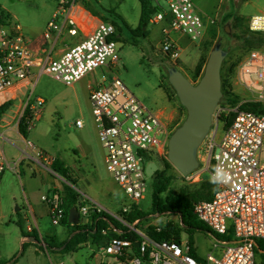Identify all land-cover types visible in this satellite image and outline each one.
Masks as SVG:
<instances>
[{
	"label": "built area",
	"instance_id": "obj_1",
	"mask_svg": "<svg viewBox=\"0 0 264 264\" xmlns=\"http://www.w3.org/2000/svg\"><path fill=\"white\" fill-rule=\"evenodd\" d=\"M156 1L163 12L157 11L152 21L168 18L171 30L193 41L201 40L207 24L216 22L215 18L205 22L192 0H165L167 9ZM248 27L264 32V13L252 15ZM162 32L163 51L171 63L178 65L181 47L169 30L163 28ZM64 35L74 41L67 43ZM118 35L114 22L93 13L81 0H62L45 30L35 38L26 34L18 22L0 20V97L4 98L0 104L13 100L0 118V127L14 125L19 129L26 115L29 130L40 118L38 106L44 100L36 97L35 104L31 102L35 75L50 74L70 85L104 68L109 76H103L89 99L107 168L130 203L124 204L119 213H112L79 192L81 225H91L93 214L106 212L125 227L124 230L111 223L101 227L99 240L107 238L103 245L89 235L84 243L91 241L94 245L98 264H257L255 241L264 239V113L240 107L248 102L264 103V48L248 50L238 62L233 84L242 89L234 90L239 99L216 107L214 114L224 115L222 132L220 125L210 130L198 148L199 168L186 176L198 181L209 172L215 182L212 198L200 199L193 209L211 229L209 234L214 239L212 252L200 260L192 254L195 248L189 238L184 241L163 237V225H144V218L128 219V213L145 197L147 178L158 169L157 166L153 173H147L148 165L154 162L150 157L154 151L167 157L170 136L183 118L176 121L163 109H150L114 72L120 62ZM17 99L22 101L18 105ZM12 105L16 108L12 109ZM76 124L81 127L83 121L77 120ZM0 137L14 143L10 135ZM26 143L35 147L30 140ZM24 154L43 160L54 176L67 181L52 168L55 155L37 147L34 155L26 151ZM8 167L9 159L0 143V181ZM43 200L48 204L51 222L60 224L65 211L61 189L53 188ZM170 222L172 218L166 221ZM32 229L28 226V231Z\"/></svg>",
	"mask_w": 264,
	"mask_h": 264
},
{
	"label": "rangeland",
	"instance_id": "obj_2",
	"mask_svg": "<svg viewBox=\"0 0 264 264\" xmlns=\"http://www.w3.org/2000/svg\"><path fill=\"white\" fill-rule=\"evenodd\" d=\"M81 1L104 20L116 22L120 34L117 38L120 46V62L114 72L150 109H163L166 115H172L176 121L185 118L186 110L183 109L176 91L168 81V72L164 63L171 60L162 48V29L169 30L171 37L181 47L178 63L182 62L183 73L190 76L191 70L198 61L207 59L210 50L218 41L228 50L225 58L228 61L227 65L243 57L248 51L237 34L246 27L252 15L264 13V0H192L205 22L209 18L216 19L214 24L207 26L201 40L193 41L186 34L171 30L170 23L165 20L153 22L155 14H152L147 27H144L147 33H139L137 27L141 16L140 0ZM150 1L153 6H158L156 0ZM61 2L62 0H0V20L18 22L26 34L35 38L45 30L47 22ZM159 3L163 8H168L165 0H159ZM159 11L163 12V9L160 8ZM235 16L242 19L240 27L235 26ZM212 30H215V38L212 36ZM63 38L69 44L74 41V38L68 35H64ZM103 76H109V73L104 68H97L69 85L50 74L35 75L31 102L35 104L36 97H41L44 102L38 106L41 116L28 130L27 138L70 166L76 182L72 184L64 181L65 183L70 184L76 191L88 195L107 211L119 213L122 206L129 204L130 201L107 168L105 150L98 137L89 99L91 90L97 88V84L103 81ZM233 78L234 74L231 79L232 84ZM198 80L199 78L193 79V82ZM233 88L236 92L242 91L234 84ZM3 99L0 97V101ZM15 102L18 105L22 101L17 99ZM224 104L219 102L218 105L223 107ZM14 108L16 106L12 105V109ZM7 113H12V110ZM223 118V114L220 116L214 114L211 129L220 125L221 133ZM77 120L83 121L81 127L77 126ZM13 137L17 138L15 135ZM18 145L20 148L7 145V155H20L25 145L21 141H18ZM150 158L159 169L164 167L165 159H168L158 151H154ZM22 169L23 172L18 174L10 169L6 170L0 185V264H58L61 261L65 264H98V257L93 254L94 245L91 241L82 244L76 251L45 248L44 238L49 240L50 236L56 235L64 239L68 232L63 225L51 222L50 217L46 215V206L41 201L36 206L38 223L31 219L23 184L26 190L40 187L46 191L48 185H60L64 182L57 177L52 182V178L47 176L41 184L40 177L33 178L25 166H22ZM169 172L173 175L169 190H195L200 185L201 180L192 181L175 167L170 168ZM24 174L26 179H23ZM209 175L210 173L207 172L203 179ZM154 178L155 172L147 178L145 197L136 205L147 214L150 213L143 219L142 224L164 226L169 218H172L173 224H176L179 220L176 214L151 213ZM27 224L37 229L39 237L38 241H27L22 247V230L25 234H29L26 232ZM192 236L194 248L200 256L206 257L212 252L214 239L208 232L197 230ZM181 238L186 241L189 234L183 231ZM263 258L258 254L257 264H263Z\"/></svg>",
	"mask_w": 264,
	"mask_h": 264
},
{
	"label": "trees",
	"instance_id": "obj_3",
	"mask_svg": "<svg viewBox=\"0 0 264 264\" xmlns=\"http://www.w3.org/2000/svg\"><path fill=\"white\" fill-rule=\"evenodd\" d=\"M141 1V16L137 30L141 34L147 33V29L144 30V27H147V24L150 22L152 14H155L159 11V6H153L150 0H140ZM235 26H241V18L235 16ZM227 20V18H226ZM114 22V21H113ZM116 25V22H114ZM118 28V27H117ZM215 30H212V36L215 38ZM238 39L242 42L244 48L248 51L252 48H264V32L252 31L249 29L248 24L237 34ZM242 59L239 58L235 61H232L230 65H227V60L223 61L221 67V77H222V91L223 96L220 100V103H236L239 99V95L234 91L232 84V76L235 73L236 66L238 62ZM207 59H201L196 64L192 78L197 80L203 74ZM166 68L168 66H174L170 61H165ZM13 100H8L0 104V118L2 114L11 106ZM182 105V104H181ZM183 109L186 108L182 105ZM243 110H251L254 112L264 113V103L258 102H248L244 103L240 107ZM26 115L22 116L19 122V131L20 133L27 138L28 129L26 125ZM174 166L170 163L168 159H165V165L161 169L155 171V178L153 181V202H152V214H163L171 213L178 215L179 219L182 221V224L176 223H166L163 226L162 235L163 237H171L176 240H180L181 233L186 231L189 234V241L193 244L192 234L197 231H206L211 232V229L199 219L193 212L194 205L200 199H210L212 198L215 190V182L209 176L201 180L200 185L195 190L181 189L179 191L169 190L170 183L172 182V174L169 172L170 168ZM52 168L61 176L65 177L68 182L74 184L76 179L73 177L71 168L60 158H56L52 164ZM61 192L64 198V217L62 218L61 225L66 227H72L68 231V235L64 239H59L57 236H50L51 241L44 238L45 248L47 250L53 249L56 250L57 247H62L60 251H76L81 245L88 240L89 235L93 236L96 240L98 238V232L101 227L107 226L108 224H114L117 227H122L125 230V227L122 226L112 215L106 212L100 214H93V222L91 225L85 224H71L69 222V211L72 207L78 205L80 201V194L76 191L70 184L63 183ZM150 214V213H148ZM146 212L134 206L133 209L128 213V219L134 220L136 218H145L148 215ZM98 218V219H97ZM97 219V221H96ZM97 228V231L94 233V228ZM22 235L32 236L35 240L38 241V235L36 233L25 234L22 230ZM26 243L22 244V247ZM43 248L42 245H40ZM255 249L257 254L264 256V239H256ZM192 254L195 255L198 259L202 260V257L196 252L192 251Z\"/></svg>",
	"mask_w": 264,
	"mask_h": 264
},
{
	"label": "water",
	"instance_id": "obj_4",
	"mask_svg": "<svg viewBox=\"0 0 264 264\" xmlns=\"http://www.w3.org/2000/svg\"><path fill=\"white\" fill-rule=\"evenodd\" d=\"M227 54L228 50L218 41L210 50L203 74L197 82H192L177 66L167 67L168 81L186 108L185 118L170 136L167 158L185 177L199 168L198 148L212 128L214 111L223 96L221 67ZM156 169L157 164L151 162L147 173L151 174ZM81 220L79 205H76L69 211V222L79 224ZM30 238L35 240L32 236ZM106 241L107 238H103L99 243L103 245Z\"/></svg>",
	"mask_w": 264,
	"mask_h": 264
},
{
	"label": "crops",
	"instance_id": "obj_5",
	"mask_svg": "<svg viewBox=\"0 0 264 264\" xmlns=\"http://www.w3.org/2000/svg\"><path fill=\"white\" fill-rule=\"evenodd\" d=\"M165 20L166 22L169 23V19L168 18H165L163 19ZM209 24H207L208 26ZM207 28V27H206ZM40 35V34H39ZM177 66L182 72H183V68H182V62L178 65H175ZM196 66V65H195ZM195 68V67H194ZM193 68V70H194ZM193 70H191V75L190 76H187L192 82H193V79H192V73H193ZM30 130V129H29ZM0 134L2 135H10L12 137V139L14 140V143H9L7 142L3 137H0V143L3 145L4 147V150H5V153H6V146H12V147H15V148H20V146L18 145V141H21L24 143L25 147L21 150V154L20 155H7V158L9 159V167L6 169H10L12 170L13 172H15L16 174H18L19 172H23L22 170V166H25V168L28 170V172L33 176V178H37V177H40V182L41 184L44 183V181L46 180L45 178L47 176H50L52 178V182L55 181V177L49 170H48V167L46 166V163H44L43 160H36V159H33L29 156H26L24 154V151H26L28 154L30 155H34V152H35V147L39 148L37 145H35V147H30V146H27V143L26 141L27 140H30L26 137H24L19 129L17 127H15L14 125L12 126H6V127H0ZM16 136L17 138H14L13 136ZM31 141V140H30ZM33 143V142H32ZM19 159V161L17 163H15V161ZM20 164V165H19ZM69 166V165H68ZM70 167V166H69ZM5 170V172H6ZM4 172V174H5ZM4 174L2 176V179L0 181V185L2 184L3 182V179H4ZM55 178V179H54ZM58 178V177H57ZM23 179H26V174H24L23 176ZM60 179V178H59ZM61 180V179H60ZM62 182H64L63 180H61ZM65 183V182H64ZM63 186V183H60V185L58 184H50L48 185L47 187V190L44 191L42 190L40 187L38 188H32L30 190H26L25 189V184H23V187H24V196H25V199H26V202H27V209L29 212H31V219L35 222V223H38L39 221V216L37 215V212H36V206L39 205V202H43V204L46 206V215L49 217V207H48V204L47 202H45L43 200V196L48 194L53 188H59L61 189ZM28 226H31L33 229L32 231H28ZM64 226V225H63ZM65 227V231L68 232L72 227ZM27 233L32 234V233H36L39 237V232L37 231V229L33 226V225H30V224H27ZM53 236H56V235H53ZM26 235H22V244L23 243H26L27 241H37V240H31L30 236H28V238H25ZM59 238V237H57ZM60 239V238H59ZM52 238L50 237L49 238V241H51ZM46 243L44 242V245ZM57 250V249H56Z\"/></svg>",
	"mask_w": 264,
	"mask_h": 264
},
{
	"label": "flooded vegetation",
	"instance_id": "obj_6",
	"mask_svg": "<svg viewBox=\"0 0 264 264\" xmlns=\"http://www.w3.org/2000/svg\"><path fill=\"white\" fill-rule=\"evenodd\" d=\"M167 69V68H166Z\"/></svg>",
	"mask_w": 264,
	"mask_h": 264
}]
</instances>
